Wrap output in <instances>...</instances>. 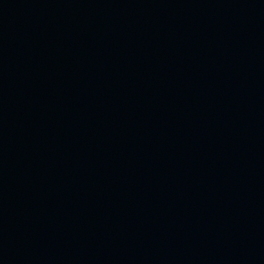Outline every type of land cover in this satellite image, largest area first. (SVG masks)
<instances>
[{"label":"water","instance_id":"obj_1","mask_svg":"<svg viewBox=\"0 0 264 264\" xmlns=\"http://www.w3.org/2000/svg\"><path fill=\"white\" fill-rule=\"evenodd\" d=\"M0 264H264V0H0Z\"/></svg>","mask_w":264,"mask_h":264}]
</instances>
